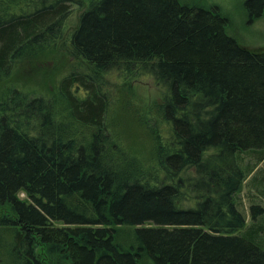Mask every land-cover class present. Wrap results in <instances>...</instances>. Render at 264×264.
<instances>
[{"label": "trees", "instance_id": "trees-1", "mask_svg": "<svg viewBox=\"0 0 264 264\" xmlns=\"http://www.w3.org/2000/svg\"><path fill=\"white\" fill-rule=\"evenodd\" d=\"M74 1L0 0V253L16 264H264V207L251 206L248 226L237 200L264 161V50L229 35L218 6L93 0L69 52L95 81L155 78L146 164L107 120L100 80L71 75L50 97L13 80L62 37ZM245 6L250 21L264 16V0ZM244 152L256 161L243 165Z\"/></svg>", "mask_w": 264, "mask_h": 264}, {"label": "rangeland", "instance_id": "rangeland-1", "mask_svg": "<svg viewBox=\"0 0 264 264\" xmlns=\"http://www.w3.org/2000/svg\"><path fill=\"white\" fill-rule=\"evenodd\" d=\"M247 0H180L181 3L211 8L218 6L228 17L227 32L244 47L252 50H264V16L250 21L245 3ZM93 0H75L72 13L62 37L54 47L44 52L38 58L24 60L19 65V73L14 81L30 96L50 97L58 94L64 79L71 75L90 79L94 86L98 81L102 84V92L107 96L109 113L107 120L112 129L148 164L147 150L151 143L150 128L147 113L150 108L161 101L162 89L155 78L148 73H129L113 70L104 74L99 80H94V73L89 64L73 57L69 52L71 33L79 24L81 13L87 9ZM12 80V79H11ZM76 90L84 95L86 91L80 88V81H75ZM154 111V110H152ZM144 118V119H143ZM150 123V122H149ZM117 134V135H118ZM242 164L254 163L256 155L252 152L242 154ZM145 159V160H144ZM147 160V161H146ZM24 197V194H20ZM237 200L240 209L247 217V225H251L253 213L251 206L260 204L264 207V161L256 165L255 170L243 182L238 192ZM259 217L264 214H257ZM0 264H16L9 251L0 253Z\"/></svg>", "mask_w": 264, "mask_h": 264}]
</instances>
